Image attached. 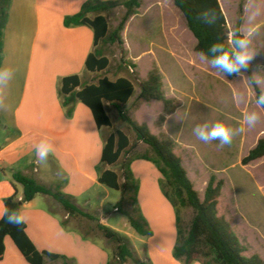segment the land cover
Listing matches in <instances>:
<instances>
[{
	"label": "crops",
	"instance_id": "crops-1",
	"mask_svg": "<svg viewBox=\"0 0 264 264\" xmlns=\"http://www.w3.org/2000/svg\"><path fill=\"white\" fill-rule=\"evenodd\" d=\"M86 1L12 0L4 30V57L0 68V71L9 73V78L0 85V157L2 159L0 220L4 215V200L15 193L13 174L19 172L35 178L40 184L49 188L60 187L64 194L72 197L82 210L97 218L101 224L120 234L126 233L125 237L142 244L143 247H130L135 254L133 259L136 260V264L138 262L182 264L173 255L178 238L177 214L161 191L162 175L159 170L155 175L157 182L153 179L143 184L139 183L138 192L139 206L153 236L136 237L129 231L127 219H125V227L129 232H122L110 226L102 217V208L98 211L99 216L93 215L89 209L100 195L104 194L105 199L110 195V189L99 183L98 173L107 136L104 135L103 129H98L91 110L82 103L75 105L73 116L68 118L59 96L60 83L64 77L78 74L83 80L84 75L88 73L85 64L89 54L93 52L94 32L89 27L68 28L64 24L65 18L77 14ZM218 1L226 16V0ZM252 2L258 7L257 13L263 14L264 0H245L241 33L246 23L249 5ZM143 8L144 4L141 0L140 8L125 25L122 38L126 42L129 56L132 54V43L135 42L139 45V57L149 55L158 59L165 51L155 46L153 40L148 39L144 28L161 26L164 29L163 33L167 31L168 36L180 42L181 34L188 36L187 21L178 8L171 9L170 20L166 18L167 14L163 4L152 3L146 9ZM227 23L230 31L228 20ZM133 25L134 31L126 38V33ZM178 27H181V31ZM231 32L234 33L232 29ZM248 34L257 38L256 53L261 55L258 66L261 73H264V20L254 23ZM250 66L254 79L263 92L255 76L253 65L250 64ZM158 72L162 74L160 70ZM207 75L211 77L212 74L207 73ZM243 75L249 82L246 74L238 77ZM162 82L165 81L162 80ZM157 103L163 106V103ZM205 108L207 113L202 122L210 132L215 127V111L208 105ZM175 112L166 116V122L159 128L156 136L161 139L160 134L163 133L171 139L176 146L175 153H177L180 150V142L167 130L168 121L175 115ZM241 112L245 113V110ZM243 120L242 126L245 129L247 122L246 119ZM260 138L262 137L258 140ZM45 140L52 145V151L43 168H40L41 164L37 163L36 151L41 142ZM209 145L213 151L214 142L211 141ZM190 148L188 147L187 150H192V156H190L193 161L195 162L196 155L201 165L206 168L201 150L195 148V145H191ZM179 158L184 165L183 157L179 155ZM260 160L264 158L257 161ZM137 162H133L131 168L138 181L135 169ZM145 164L141 163L142 166H146ZM45 173L53 174L58 178L45 180L43 176ZM212 175L215 176V172L211 173L210 177ZM223 182L217 208L218 216L224 217L231 224L228 213L231 209L238 215L242 213L241 200L244 192L241 190L239 192L237 189L241 185H233L234 191L227 204L228 208L220 214L219 205L226 187V182ZM243 184L247 185V183ZM16 190L21 200L23 187L16 183ZM259 193L264 199V191L260 186ZM61 209L59 204L46 195H38L31 202L23 205L21 212L25 216L27 235L36 249L40 252L47 251L66 256L75 264H108L110 253L106 249L85 241L77 231L66 229L63 226ZM114 213L117 212L114 211ZM65 215L68 219V215L66 213ZM244 219L249 227H257L253 219H248L247 216ZM234 231L236 232L235 229ZM5 246V258L0 261V264H29L10 237L5 239ZM132 260L128 264H131Z\"/></svg>",
	"mask_w": 264,
	"mask_h": 264
},
{
	"label": "trees",
	"instance_id": "trees-1",
	"mask_svg": "<svg viewBox=\"0 0 264 264\" xmlns=\"http://www.w3.org/2000/svg\"><path fill=\"white\" fill-rule=\"evenodd\" d=\"M174 5L185 16L187 26L195 37L197 53L208 58L211 62L220 53L210 51L214 44L222 45L225 52L232 55L239 51L234 48L233 41L236 38H245L240 27L244 15L245 0H241L238 8L240 16L236 23V29L230 42V31L226 16L218 0H173ZM12 0H0V68L4 57V30L8 22L9 9ZM141 6V0H87L81 10L72 16L65 18L66 27H89L94 32L93 52L86 60L85 69L91 74L106 72L111 64L110 58L105 54V48L118 44L124 46L122 33L127 22L135 15ZM123 7L125 12L116 28L111 30L108 13ZM124 65L126 63L122 62ZM132 79L119 77L111 80L107 76L100 77L96 83L86 84L78 74L64 77L59 87V96L65 114L71 118L77 103L87 106L95 119L99 130L112 129L113 122L108 113L107 105L113 106L122 122H124L135 135L136 142L122 130L112 132L106 137L102 153L101 166L98 167L99 183L110 190L121 193L117 209L125 215L129 226L141 237H151L153 232L146 222L138 203L139 183L132 172V164L135 160H146L154 163L162 175L160 187L165 198L170 202L177 214L178 238L174 247V258L182 264H264L258 255L246 258L247 252L231 224L218 216V204L224 185L223 180H217L212 175L206 185L204 198L200 199L195 190L181 159L175 154V144L169 138H158L153 135L146 124H140L132 118L124 109L136 94L135 82H139V76L133 72ZM217 68V67H216ZM229 80H233L241 74H246L250 85L253 87L256 102L264 111V105L260 104V98L264 93L256 83L251 66L239 74L228 75L219 68ZM135 81V82H134ZM140 93L138 99L146 103L161 102L164 106V115L157 121L158 127L166 122V116L176 111L174 102L165 96L162 77L157 71L148 74L147 80L139 82ZM138 142L148 146L151 154L131 156ZM122 178L115 169L121 159ZM264 158V136L260 138L255 147L242 159V165L248 166L254 161ZM108 167V168H106ZM15 193L4 200V215L0 220V261H3L6 253L5 239L10 237L17 249L29 264H48V262L61 261L62 264H72V261L63 255L36 249L27 235V225L8 223L5 213L22 211L24 204L31 202L38 195L51 197L68 215L67 221H63L66 229L74 230L69 219H87L95 222L97 229L104 237L115 245L113 255L108 264H128L135 257L133 250L126 243L125 238L117 231L104 226L94 216L82 210L74 199L64 194L60 187L49 188L40 184L35 178L23 175L19 172L13 174ZM16 183L23 187V197L20 200L16 190ZM130 206L131 210L125 207ZM185 208L193 210V217L187 229L182 225L181 211ZM87 237V235H84ZM137 264H151L138 262Z\"/></svg>",
	"mask_w": 264,
	"mask_h": 264
},
{
	"label": "rangeland",
	"instance_id": "rangeland-1",
	"mask_svg": "<svg viewBox=\"0 0 264 264\" xmlns=\"http://www.w3.org/2000/svg\"><path fill=\"white\" fill-rule=\"evenodd\" d=\"M152 3L163 4L167 20L171 19L169 15L171 9H177L172 0H143V9H146ZM240 3L241 0H226L225 13L230 25V38L232 37L231 29L233 32L235 31L236 23L240 18L238 14ZM257 8L253 2L249 5L242 34L250 41L247 50L253 55V58L249 65H253L255 76L264 90V73H261L258 66L261 55L256 53L257 38L251 37L248 34L254 23L264 20V11L263 14H258ZM124 12L125 9L123 7H118L108 13L112 30L118 26ZM134 25L129 28L126 38L131 36L134 31ZM186 28L188 29V36L181 34L180 42L168 36L167 31L163 33L164 29L161 26L144 28L148 34V39L153 40L155 46H159L165 51L160 54V58L158 59L149 55L139 57V45L135 42L132 43V54L130 56L127 52L126 42H124L123 47H120L118 44L107 46L105 54L111 61L109 69L102 74L86 73L83 80L86 84L96 83L103 76H107L111 80H116L119 77L133 80L131 65H135L136 68H132L133 72L139 76V82H143L147 80L150 72H158L160 70L162 72V80L165 81L163 82L165 96L172 100L176 106L175 115L169 119L167 126L169 133L174 135L180 142V150L175 154L178 157L179 155L183 157L184 165H182L189 173L200 199L203 200L204 198V190L211 173L215 172L217 180L226 182L225 191L219 205L220 214L228 208L227 204L234 191L233 185L243 186H238L237 188L239 192H244L242 193L243 198L241 200L242 213L238 215L231 209L228 216L231 218L232 227L236 230L241 243L247 247V252L244 253V256L250 258L253 255H258L264 261V199L262 194L259 193V186L264 191V160L253 162L248 166H243L241 163L248 152L254 148L256 140L264 136V111L256 102L252 86L245 80V75L234 80H229L208 58L196 52V46H194V44L196 45V40L187 24ZM178 30L181 31V27H178ZM123 61L126 65L122 63ZM207 73L212 74L211 77ZM139 82H135L136 94L124 106V109L137 122L146 124L150 131H152V134L156 136L160 128L157 125L158 118L164 115L163 106L157 102L146 103L139 100ZM207 105L215 111V125L221 123L230 130L232 135L231 144L221 145L219 139H199L195 132L197 127L208 131L202 122L207 113L205 108ZM107 110L112 119L113 127L112 129L104 128V135L109 136L112 132L122 130L135 143L136 139L133 131L120 120L116 109L111 105H107ZM243 110H245L246 114L241 112ZM253 112L258 113L260 119L254 126H250L247 123L245 133L243 134L240 131L243 128V119ZM160 137L161 139L168 138L163 133L160 134ZM211 141L215 145L213 151L211 145H209ZM191 145H195V148L197 147L201 150L207 169L201 165L196 155L195 162L193 161L191 158L192 150H187L188 147L191 149ZM144 154H151L150 149L147 145L138 142L131 156H141ZM139 160L134 161H139L135 165L138 183L143 184L153 179L156 181L157 166L152 162ZM124 162L125 159L123 158L115 167L121 175V183H123L121 168ZM141 163H146V166H142ZM44 165L45 163L41 164L40 168H43ZM43 176L45 180L58 178L49 173H45ZM243 183H247V185L244 186L245 184ZM109 193L108 198L105 199L104 194H102L98 197V200L96 199L92 203V207L89 208L92 214L99 216L98 211L102 208V217L107 220L110 226L122 232L131 231L136 237L140 238L141 236L135 234V231L130 226L129 231L127 230L125 227L126 218L123 213L119 211L114 213L120 201L121 193L115 190H109ZM125 208L131 210L130 206ZM193 214V210L190 208H185L181 211L182 225L185 229L188 228ZM61 215L62 220L67 221L63 209H61ZM245 216L248 219H253L257 223V227H249L244 219ZM68 221L85 241L106 249L110 253L109 260H111L113 255L112 249L115 245L112 241L106 239L97 229L95 222L83 218L69 219ZM123 234L121 233L129 247H143L142 244L134 239L125 237L126 233ZM84 235H87V237H84ZM48 264H62V262H48ZM72 264L75 263L72 261ZM131 264H136V260L133 259Z\"/></svg>",
	"mask_w": 264,
	"mask_h": 264
},
{
	"label": "clouds",
	"instance_id": "clouds-1",
	"mask_svg": "<svg viewBox=\"0 0 264 264\" xmlns=\"http://www.w3.org/2000/svg\"><path fill=\"white\" fill-rule=\"evenodd\" d=\"M249 43L250 41L247 38H236L233 44L234 48L239 51L234 52L232 55L225 52L222 45L214 44L210 51L212 53H220V55L215 56L212 61L213 65L228 75L239 74L241 70L246 71L253 58V55L247 50ZM7 78H9V73L7 71H0V85H2ZM259 102L264 105V96L260 98ZM245 119L250 126H254L259 121L260 117L258 113L253 112L246 116ZM244 130V128L240 129L241 132ZM195 132L201 140H207L209 138L219 139L221 145H229L232 143L230 130L221 123H217L210 132L200 127H197ZM51 151L52 145L47 140L42 141L36 151L37 163H45ZM5 215L8 223L22 225L25 222V216L22 212L5 213Z\"/></svg>",
	"mask_w": 264,
	"mask_h": 264
},
{
	"label": "built area",
	"instance_id": "built-area-1",
	"mask_svg": "<svg viewBox=\"0 0 264 264\" xmlns=\"http://www.w3.org/2000/svg\"><path fill=\"white\" fill-rule=\"evenodd\" d=\"M231 39H232V37L230 38V42H231ZM1 163H2V159L0 157V165H1ZM115 212H118V209L117 208H115Z\"/></svg>",
	"mask_w": 264,
	"mask_h": 264
}]
</instances>
